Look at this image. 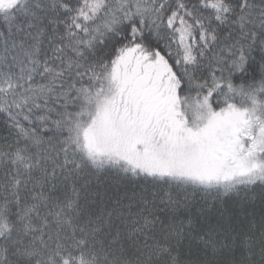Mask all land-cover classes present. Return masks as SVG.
<instances>
[{
	"label": "snow or ice",
	"instance_id": "snow-or-ice-1",
	"mask_svg": "<svg viewBox=\"0 0 264 264\" xmlns=\"http://www.w3.org/2000/svg\"><path fill=\"white\" fill-rule=\"evenodd\" d=\"M0 264H264V0H0Z\"/></svg>",
	"mask_w": 264,
	"mask_h": 264
},
{
	"label": "trees",
	"instance_id": "trees-1",
	"mask_svg": "<svg viewBox=\"0 0 264 264\" xmlns=\"http://www.w3.org/2000/svg\"><path fill=\"white\" fill-rule=\"evenodd\" d=\"M237 83H239V79H237ZM110 179V178H109Z\"/></svg>",
	"mask_w": 264,
	"mask_h": 264
}]
</instances>
